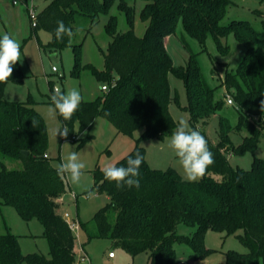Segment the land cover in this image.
Returning a JSON list of instances; mask_svg holds the SVG:
<instances>
[{
    "label": "trees",
    "instance_id": "trees-1",
    "mask_svg": "<svg viewBox=\"0 0 264 264\" xmlns=\"http://www.w3.org/2000/svg\"><path fill=\"white\" fill-rule=\"evenodd\" d=\"M110 1L100 4L96 0H50L36 14V26L32 28L34 33L44 30L50 34L43 47L51 54L71 48L73 76L83 68L89 69L108 86L94 100L82 101L70 120L57 115L63 127L71 132L77 122L82 131L90 128L96 117H102L124 135L131 136L142 129L134 148L115 164L126 166L127 158H134L137 151L143 155L138 189H117L115 182L104 180L102 169L93 170V189L104 193L108 202L89 222L78 221L85 236L82 248L93 239H105L131 257L146 254L148 264H176L180 260L174 249L176 245L188 247L193 252L188 260L197 261L209 252L202 243L205 231L225 236L241 232L236 237L247 252H226L225 264H264V159L254 158L250 168L243 170L232 168L226 156L253 152L264 136V112L260 110V101L264 100V40L258 39L246 23L219 24L228 0H143L140 17L147 22L144 35L137 37L132 28L116 33V21L111 17L105 25L111 41L102 53L103 70L97 71L89 64L82 67L80 44H71L67 36L62 42L56 41L57 21L62 20L75 33L76 15L92 17L106 13ZM119 7L131 26V8L124 1ZM178 21L202 50L208 35L222 54H227V48L220 39L229 34L240 44L249 45L236 69H226L222 78L226 96L232 99L238 112L234 130L245 131L247 136L234 146L229 137L232 129L221 119L217 144L207 141L215 162L197 182L182 180L171 168L149 167L145 150L139 146L142 141L171 135L176 128L168 110L172 100L177 103V96L169 86V75L183 83L187 106L179 108L189 113L191 127L205 123L224 103L222 99L215 101L214 89L202 81L195 55L190 54L185 66L173 65L166 40L174 34ZM7 82H23L18 62ZM7 82L0 83V155L20 161L22 168L7 170L0 162V204L14 207L26 222L37 219L49 251L47 256L24 255L17 236L6 233L0 235V264H76L77 240L59 213L58 200L66 190V179L57 175L46 155L45 123L29 101L4 100ZM105 112L110 115L105 116ZM33 119L38 121L35 128ZM213 175H218L220 180H215ZM180 224L194 228L192 237L177 234Z\"/></svg>",
    "mask_w": 264,
    "mask_h": 264
},
{
    "label": "rangeland",
    "instance_id": "rangeland-1",
    "mask_svg": "<svg viewBox=\"0 0 264 264\" xmlns=\"http://www.w3.org/2000/svg\"><path fill=\"white\" fill-rule=\"evenodd\" d=\"M13 0H0V36L7 33L20 43V61H18L23 82L14 84L7 82L4 86V100L9 102L27 103L43 119L48 136L46 155L51 160V165L61 163L70 152H78L80 160L85 163L83 175L79 184L71 183L65 175L66 190L59 198V213H67L70 218L77 219L80 223H87L93 215L102 208L108 198L104 193H98L93 189L92 172L96 168L103 169L109 164H116L124 158L135 146V141L142 133V129L135 131L131 136L118 133L116 129L104 118L96 117L90 128L80 131L77 122L74 123L67 137L57 135L56 138L49 134L50 128H63L62 123L56 117L51 120L46 115V109L50 105V97L53 89L59 85L66 92L76 88L83 97L82 101H92L96 96L102 94V85L107 83L97 80L89 69H81L77 76L72 75L74 58L71 48H65L57 52L54 57L45 46L50 40V34L44 30L33 32L29 9L38 14L50 0H18L17 5ZM102 3L104 0H96ZM124 1L132 10V25L128 23L125 12L120 9V3ZM225 14L220 21L221 26L231 23H246L254 31L256 37L264 40V0H228ZM143 0H111L106 13H98L96 16L76 15L74 20L75 33L71 38V44H80L79 62L80 66L91 65L97 71L103 70V54L111 41L106 33L105 25L111 17L116 21V33H125L132 28L137 37L145 33L147 22L142 21L140 12L144 6ZM223 47L227 48V54H222L217 49L213 38L208 35L202 50L198 42L191 38L183 30L181 21H178L174 34L166 40L167 52L174 66H185L190 54L195 55V62L200 69L202 81L214 89V100H223V106L219 111L211 114L205 123H199L198 128L206 140L215 145L218 142L219 123L225 119L231 127L229 137L234 146L242 143L243 137L247 136L245 131L236 132L235 126L238 122V112L234 104L229 105L226 101V91L222 85L225 70H235L243 58L244 52L249 45L240 44L233 34L220 39ZM55 67V71H53ZM213 70V71H212ZM213 72V73H212ZM168 82L173 95L177 96V103L173 100L168 105L170 116L176 123L184 118L189 123V113L180 107L187 106V98L183 83L174 76H168ZM176 129V128H175ZM171 135L161 138H151L139 143L146 153V163L149 167L165 170H175L182 180L183 169L172 149L168 147ZM87 133L86 135H82ZM74 136L75 140H71ZM264 152V136L260 138L253 152H245L241 155L227 153V159L232 168L248 170L254 158ZM261 159V158H259ZM2 162L7 170H19L22 163L17 160L3 158ZM220 180L218 175L212 176ZM199 181V179L197 180ZM195 181V182H197ZM88 191L95 192V196L86 199ZM10 233L17 236L22 254L38 253L48 255L49 247L43 237V228L40 222L33 218L24 221L12 206L0 204V235ZM194 228L178 225L177 234L192 237ZM234 235L225 236L212 230L203 234L202 243L209 250L204 257L197 261H189L188 255L193 252L186 246L176 245L175 252L180 260L176 264H225V253L228 251L244 254L247 249ZM74 236H76L74 234ZM77 243L84 244L85 236L80 229L77 234ZM84 247L89 254L96 256L98 260L106 257L112 252L116 257L108 262L100 264H148L146 254L131 257L111 241L105 239H93ZM98 264V263H97Z\"/></svg>",
    "mask_w": 264,
    "mask_h": 264
},
{
    "label": "clouds",
    "instance_id": "clouds-1",
    "mask_svg": "<svg viewBox=\"0 0 264 264\" xmlns=\"http://www.w3.org/2000/svg\"><path fill=\"white\" fill-rule=\"evenodd\" d=\"M74 35L72 29L67 27L62 20L57 21L54 30V37L57 42H62L64 37L69 39ZM20 61V43L9 34H3L0 38V83H5L13 74V66ZM55 71V67H53ZM51 104L46 109V115L49 119L55 120L57 115L65 121L70 120L73 114L79 108L83 97L76 88L64 92L57 85L53 89L50 97ZM260 110L264 112V100L260 101ZM110 113L105 112V116ZM38 121L32 120V126L35 128ZM49 134L56 138L57 135L67 137L69 130L67 127L50 128ZM83 133L82 135H86ZM168 147L172 149L178 162L183 169V178L189 182H195L206 174L207 169L214 164V154L208 147L206 138L201 134L198 128H193L188 121L180 118L177 127L173 132ZM258 158L264 159V152L258 154ZM144 160L143 155L137 151L135 157L127 158L126 166H116L109 164L102 169L103 178L109 182H115L117 189L124 187L139 188V169ZM86 165L80 160L78 152H70L61 163L56 165L57 175L67 177L71 183L79 184L83 170ZM95 196V192L88 191L86 199Z\"/></svg>",
    "mask_w": 264,
    "mask_h": 264
},
{
    "label": "built area",
    "instance_id": "built-area-1",
    "mask_svg": "<svg viewBox=\"0 0 264 264\" xmlns=\"http://www.w3.org/2000/svg\"><path fill=\"white\" fill-rule=\"evenodd\" d=\"M17 3H18V0L12 1L13 5H17ZM29 14H30V19H31V27L34 28L36 26V14L34 13V11L32 9H29ZM101 90L106 92L108 90V86L102 85ZM226 101H227V104H229V105L233 104L232 99L229 96H227ZM71 140H75V137L72 136ZM62 217L65 219L66 223L68 224V226L71 229V231L73 232V234L76 235L75 237L77 240V238H78L77 234L80 230L77 219L70 218V216L67 213H63ZM77 246H78L79 250H78V254H77L76 264H87L89 262L88 256L83 251L82 247H80L78 245V243H77ZM113 256H114V254L112 252L108 253V258H113Z\"/></svg>",
    "mask_w": 264,
    "mask_h": 264
},
{
    "label": "crops",
    "instance_id": "crops-1",
    "mask_svg": "<svg viewBox=\"0 0 264 264\" xmlns=\"http://www.w3.org/2000/svg\"><path fill=\"white\" fill-rule=\"evenodd\" d=\"M55 55H52V57H54ZM63 214V213H62ZM78 245L80 246V247H82V245L81 244H79L78 243ZM83 249V251L86 253V255L88 256V258H89V262L87 263V264H100V263H102V262H108V260H113V259H115V255L113 256V258H108V254L106 255V257H102V259H100V260H98V258H96V256H92V255H90L89 254V252H88V250L85 248V247H83L82 248ZM78 250H79V248H78V246L76 247V252H77V254H78ZM110 253V252H109Z\"/></svg>",
    "mask_w": 264,
    "mask_h": 264
},
{
    "label": "water",
    "instance_id": "water-1",
    "mask_svg": "<svg viewBox=\"0 0 264 264\" xmlns=\"http://www.w3.org/2000/svg\"><path fill=\"white\" fill-rule=\"evenodd\" d=\"M27 153L26 152H24V155H26Z\"/></svg>",
    "mask_w": 264,
    "mask_h": 264
}]
</instances>
